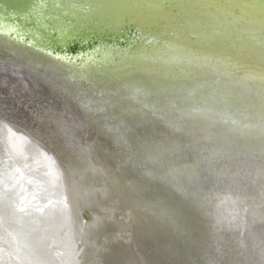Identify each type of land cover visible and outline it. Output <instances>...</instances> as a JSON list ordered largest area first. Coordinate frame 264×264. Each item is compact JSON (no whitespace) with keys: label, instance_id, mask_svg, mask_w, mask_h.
Wrapping results in <instances>:
<instances>
[{"label":"water","instance_id":"obj_1","mask_svg":"<svg viewBox=\"0 0 264 264\" xmlns=\"http://www.w3.org/2000/svg\"><path fill=\"white\" fill-rule=\"evenodd\" d=\"M97 1L0 0V14L32 29L20 37L0 30L6 45L62 57L75 70L87 64V74L95 65L111 79L103 88L64 84L50 65L27 64L0 41V124L32 137L79 186L102 188L84 206V217L97 213L98 221L82 264H264V137L213 122L173 124L192 102L220 111L228 97L218 86L193 97L171 93L165 78L159 82L170 93H118L128 82L117 72L122 58L156 63L155 46L172 45L224 56L237 72L244 65L262 71L256 58L264 51V0H251L263 14L249 19L239 0H102L109 7L101 10ZM63 23L79 30L59 34ZM106 50L115 51L108 65ZM158 63L163 72L171 66Z\"/></svg>","mask_w":264,"mask_h":264},{"label":"bare ground","instance_id":"obj_2","mask_svg":"<svg viewBox=\"0 0 264 264\" xmlns=\"http://www.w3.org/2000/svg\"><path fill=\"white\" fill-rule=\"evenodd\" d=\"M101 1L95 2V8L102 9V7L107 6V3L103 2L104 0ZM239 1L241 3L237 7L245 12L244 16L246 17L244 19H249L251 17L249 14L251 13H253L251 15L255 13L263 14L257 6L254 8V2H251V0H247V2L244 0ZM108 2L111 1L108 0ZM80 6L76 4L74 7L77 11H81L80 14L88 13V11L85 12L84 7L81 8ZM110 7L113 8L112 6ZM8 16L0 14L1 31L11 32L18 37L32 32L31 28H25ZM113 16L115 17V15ZM78 26L76 23H63L59 25L58 32L62 35L67 32L72 34L75 30H79ZM0 37V41L5 44L4 47L8 50L25 53L23 58L27 64L43 63L48 59L55 63L66 64L62 57H53L49 53L31 50L26 47L23 50L22 47H19L21 50L12 48L6 45L3 34L0 33ZM248 47L250 48V46ZM252 48L255 51L258 49L255 46H252ZM155 49L157 51H154V54L160 57H157L158 59L156 60L154 59L156 63L143 64L142 62L141 64L138 62V58L130 60L122 58L117 65L118 69L117 67L114 68L117 69L119 73L117 74L126 83L128 82L126 91H132V93H170L168 91L169 88H164L162 83L159 82L165 78H171L170 81L172 80L170 83L173 85L171 93H182L185 91L186 93L195 94L193 97L198 92L214 93V88L218 86L220 89L217 90V93L227 96L228 99L234 96L238 100V103L235 104L228 102L232 110L237 112L233 121L203 116H196L191 119L190 117H182V120H187L192 125L198 126L213 122L221 129H235L234 132L238 133H241L243 129H249L259 137H264V68L262 71L253 72V70L246 68L247 65H244V68L237 72L234 67L235 64L230 65V62L221 59L224 56L189 54L174 45L163 46L162 48L155 46ZM103 53L102 58L108 65L115 51L106 50ZM257 53L259 55V51ZM27 54H31V57ZM91 58L87 57L86 61H91ZM256 59L257 61L262 60L261 63H263L264 51ZM159 61L166 62L171 66L168 67L167 71L163 72L161 65L158 63ZM68 67H72V72H75L76 67L74 68L72 65H68ZM91 67L94 69L93 73L87 74L85 70L87 64L83 63L82 69L76 70L81 74H79V77L91 78L92 81H96L99 84H104L102 81L106 82L109 79L108 72L102 71L104 75L103 73L98 74L96 69L98 70L99 68H94L95 65ZM126 68L132 69L134 76H130V79L126 77L127 75L124 71ZM73 74L76 75L77 73ZM193 75H196L195 78ZM181 76H184L185 80H178L177 77ZM133 77L139 79L135 81L131 79ZM190 82L196 84L192 92L188 86ZM146 85L149 86L146 87ZM151 86L154 87V91L145 90ZM235 90L237 93L234 92ZM145 101L146 99H143V102ZM212 108L214 107L212 106ZM182 116L185 117V114ZM173 120L174 125H179L181 122L178 119V115ZM63 128L72 129L73 127L63 124ZM72 135L74 138L76 133L73 132ZM85 167L84 169H86ZM69 173L68 169L62 168L56 160L52 159L44 147H41L24 131L13 127L7 122L0 124V193H5L10 197L18 208L16 210L20 212L21 218H23V223L20 225L22 231L19 230L22 233L19 235L17 234L19 233L18 231L15 232L16 234L10 231L8 237L12 244L19 243L21 245L20 251L26 256L29 264L83 263L86 245L90 243L87 239L88 232L92 225L98 221L97 213L88 218L84 217L86 212L84 206L87 205V198L92 193L97 192L102 195L103 192L99 185L88 184L79 186L74 174ZM80 174L82 175V173ZM61 191L65 195L64 200L60 205H55L56 201L54 200L59 197ZM40 195L44 201L35 197ZM42 204H45V212L42 210ZM4 207H6L5 204L0 202V210ZM105 209L110 211V217L115 219L114 213L111 214V210H109L110 208L106 207ZM150 264L155 263L150 262Z\"/></svg>","mask_w":264,"mask_h":264},{"label":"rangeland","instance_id":"obj_3","mask_svg":"<svg viewBox=\"0 0 264 264\" xmlns=\"http://www.w3.org/2000/svg\"><path fill=\"white\" fill-rule=\"evenodd\" d=\"M18 53V55H20L21 57H25V53L23 52H19V51H15ZM13 53V52H12ZM14 54V53H13ZM24 55V56H23ZM31 57V54H27ZM46 65H50V69L51 72L57 76L59 79H61L62 82H64V84H66L67 79L72 80V81H86L87 83L90 82L89 84H96L97 88H103L106 87L103 84H99L96 81H92L91 78L82 76L79 77L80 72L76 71L72 72V67H68L66 66V64L64 63H55L52 60H46L43 62ZM125 74L127 75L126 77L130 79V76H134L132 69L131 68H126L124 69ZM127 72V73H126ZM135 72V71H134ZM73 73H77L76 75ZM81 75V74H80ZM86 79H84V78ZM82 78V79H81ZM132 80L137 81V77H133L131 78ZM110 81V79H108ZM107 80V81H108ZM99 84V85H98ZM196 84L193 83H189V87L191 88V92L193 87ZM132 90V89H130ZM235 93H237V91H234ZM118 93H132V91H126V89L124 91H119ZM182 93H186L185 91H183ZM200 93L203 92H198L196 96H198ZM217 93V92H216ZM210 94V93H208ZM197 98V97H196ZM195 99V98H194ZM229 102V101H227ZM222 104V103H221ZM220 111H217V109L212 108V105H208V104H204V103H200V105H195L192 102L191 107L188 106H184L181 107L179 109V111L177 112L178 115V119L182 120L183 118H189L190 119L193 117L195 118L196 116H203V117H209V118H213V119H228L229 121H233V119H235V115H237V112L234 110H232V107H230V105L227 104H223L222 106L219 107ZM185 114V117L182 116ZM239 114V113H238ZM185 121V120H184ZM179 124H182V122H180ZM64 193L61 191L59 194V197L56 198L54 201H56L55 205H60L63 200H64ZM38 199H42L41 201H44L42 196H35ZM49 200V199H47ZM0 202L4 203L6 207H4L3 209L0 210V264H29L27 263V258L26 256H24V254L20 251L21 245L19 243H16L15 245L12 244V242L9 239V233L11 231V233L16 234L15 232L18 231L19 233L17 234H21L22 230H21V223H23V218H21L22 216L20 215V212L16 210L17 206L15 205L14 202L11 201L10 197L8 195H6L5 193H0ZM45 204H42V210L43 212H45L44 210ZM18 209V208H17ZM21 218V219H19ZM21 230V231H19Z\"/></svg>","mask_w":264,"mask_h":264}]
</instances>
